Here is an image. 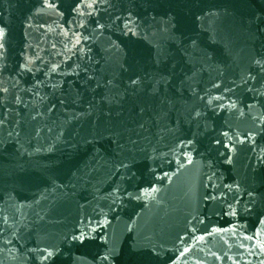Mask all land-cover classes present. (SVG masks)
<instances>
[{"label":"water","instance_id":"water-1","mask_svg":"<svg viewBox=\"0 0 264 264\" xmlns=\"http://www.w3.org/2000/svg\"><path fill=\"white\" fill-rule=\"evenodd\" d=\"M0 32V264H264V0H0Z\"/></svg>","mask_w":264,"mask_h":264},{"label":"snow or ice","instance_id":"snow-or-ice-1","mask_svg":"<svg viewBox=\"0 0 264 264\" xmlns=\"http://www.w3.org/2000/svg\"><path fill=\"white\" fill-rule=\"evenodd\" d=\"M49 6H51V5H49ZM3 33L2 32H0V35H2ZM132 83H136V81H132ZM49 255H51V253H49Z\"/></svg>","mask_w":264,"mask_h":264}]
</instances>
